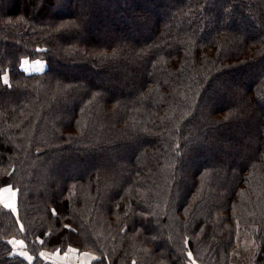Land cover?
I'll return each mask as SVG.
<instances>
[{"label": "trees", "instance_id": "obj_1", "mask_svg": "<svg viewBox=\"0 0 264 264\" xmlns=\"http://www.w3.org/2000/svg\"><path fill=\"white\" fill-rule=\"evenodd\" d=\"M115 1L0 0V264H264V0Z\"/></svg>", "mask_w": 264, "mask_h": 264}, {"label": "rangeland", "instance_id": "obj_2", "mask_svg": "<svg viewBox=\"0 0 264 264\" xmlns=\"http://www.w3.org/2000/svg\"><path fill=\"white\" fill-rule=\"evenodd\" d=\"M121 2L118 1L115 3H119ZM131 3L129 2H123L122 6L123 8H130V12L129 14H134V8L133 6H130ZM81 6H83V4H81ZM151 6H153V8L157 7V2L155 0H153V2L151 3ZM107 7V8H106ZM105 8H103V12H105V14L107 12L111 11V8L106 6ZM139 10V9H138ZM145 11V10H143ZM128 14V15H129ZM137 15H144V13L141 11L139 13H136ZM126 16L124 19H128L129 16ZM147 17H149V14L146 15ZM123 17V15L121 16V14L119 15V18ZM91 23H96L95 19L93 17H91ZM131 31H133V29H131ZM20 66L22 69H24L26 72H31V73H41L46 69L47 66V62L46 60L42 59V58H22L20 61ZM2 82L4 84H9L10 83V75H9V71L6 70L3 75H2ZM250 82V81H249ZM220 86V82H216V87ZM212 100H214V94H210L208 99H206V101L212 102ZM211 151H207L202 149L200 151V153H196L190 156V158L188 160L185 161L184 163V167L183 169H185L186 171H191L194 168H196L199 165V162L201 164V166L204 165L203 163V158L206 155H210ZM72 171V170H70ZM74 172V171H72ZM105 173H110L111 172L109 170L104 171ZM16 192L15 190L10 186V185H6L3 186L2 188H0V201L2 202L3 206L5 205H10L13 206L14 209L13 211L16 212ZM5 204V205H4ZM104 211V210H103ZM102 209L100 208L98 215L103 213ZM102 215V214H101ZM30 249H27V247H25V243L23 241H18V242H14L12 243V247H11V252L16 255V257L22 258L23 259V264H100L99 260H100V256L90 250H79L74 246L68 245L66 246L64 249H59V248H55V249H48V248H42L39 250L38 252V256H40L42 259H36V256H34L31 252ZM44 252H48L49 255L53 254L54 252L60 253L58 255L56 259V262H50L47 261L46 263H43L44 258L42 257ZM190 253H188V260L186 262V264H201V262L197 261L194 259V257H192V255H189Z\"/></svg>", "mask_w": 264, "mask_h": 264}, {"label": "crops", "instance_id": "obj_3", "mask_svg": "<svg viewBox=\"0 0 264 264\" xmlns=\"http://www.w3.org/2000/svg\"><path fill=\"white\" fill-rule=\"evenodd\" d=\"M5 207L14 209V207L10 206V205H5ZM58 254H60V253H58ZM58 254H57V252H54L53 254L49 255L48 252H44L42 257L44 258L45 261L56 262L57 261L56 259H58L57 257L60 256Z\"/></svg>", "mask_w": 264, "mask_h": 264}, {"label": "snow or ice", "instance_id": "obj_4", "mask_svg": "<svg viewBox=\"0 0 264 264\" xmlns=\"http://www.w3.org/2000/svg\"><path fill=\"white\" fill-rule=\"evenodd\" d=\"M189 255H191V254H189Z\"/></svg>", "mask_w": 264, "mask_h": 264}]
</instances>
